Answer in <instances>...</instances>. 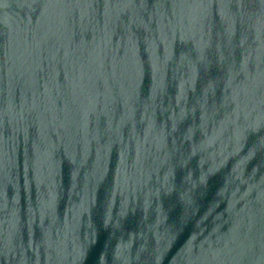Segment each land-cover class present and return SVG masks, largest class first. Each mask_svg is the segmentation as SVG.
I'll list each match as a JSON object with an SVG mask.
<instances>
[{"label":"water","instance_id":"water-1","mask_svg":"<svg viewBox=\"0 0 264 264\" xmlns=\"http://www.w3.org/2000/svg\"><path fill=\"white\" fill-rule=\"evenodd\" d=\"M197 0H0V251Z\"/></svg>","mask_w":264,"mask_h":264}]
</instances>
